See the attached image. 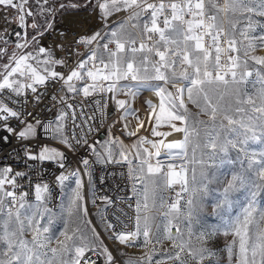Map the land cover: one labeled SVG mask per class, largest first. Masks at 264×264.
Wrapping results in <instances>:
<instances>
[{
  "label": "snow or ice",
  "instance_id": "snow-or-ice-1",
  "mask_svg": "<svg viewBox=\"0 0 264 264\" xmlns=\"http://www.w3.org/2000/svg\"><path fill=\"white\" fill-rule=\"evenodd\" d=\"M89 7L107 30L75 41L88 54L65 74L57 69L67 68V61L44 47L41 38L53 29L57 10ZM8 10L15 12L8 23L18 20L23 32L12 33L16 41L0 35V141L6 142L12 133L19 140L34 139L39 129L68 152L79 149L86 155L80 167L68 170V156L60 148L45 145L35 154L25 149L26 159L49 161L65 170L56 177L61 191L68 189L58 210L48 207L47 184L33 186L38 203L29 204L27 192H17L22 187L18 178L27 174L0 167V264H119L88 217L84 188L87 183L90 203L96 206L93 165L122 162L131 182V195L122 201L134 214L128 217L131 230L127 223L121 221L118 227L101 214L103 230L118 246L145 250L128 257L118 247L120 256L128 257L123 264H204L216 256L207 243L218 234L231 237L225 247L228 264H264V208L256 202L264 193V56L255 55L264 49V0H0V11ZM121 12L127 19L109 26ZM28 29L33 30L30 35ZM68 55L80 53L69 45ZM250 82L252 92L247 89ZM57 85L50 94L48 89ZM141 91L159 97L158 105L147 102L151 136L159 139L137 135L145 121L131 105ZM94 94L107 97L93 102L99 118L95 112L89 115L83 103L67 102ZM49 95L63 105L53 119L41 120L39 113L24 111L29 102L39 104ZM119 95L130 99H117ZM108 99L122 110L123 134L136 137L131 144L110 129L105 139L89 141L90 134H99ZM188 104L198 111L193 113ZM130 116L137 119L134 128ZM11 119L24 128L17 131ZM162 126L170 130L161 131ZM175 133L182 139L166 142ZM250 142L260 143L261 149L257 152ZM162 150L178 162L165 164ZM237 162L239 169L221 171L225 164ZM70 179L74 187L66 184ZM173 185L180 191L167 203L161 192ZM242 189L249 192L246 206L239 215L224 219L233 194ZM99 199L106 206L113 203L107 196ZM160 213L164 220L158 225ZM206 216L219 217L223 227L206 226ZM57 220L64 225L58 235L52 231ZM165 242L171 247L163 249Z\"/></svg>",
  "mask_w": 264,
  "mask_h": 264
},
{
  "label": "built area",
  "instance_id": "built-area-1",
  "mask_svg": "<svg viewBox=\"0 0 264 264\" xmlns=\"http://www.w3.org/2000/svg\"><path fill=\"white\" fill-rule=\"evenodd\" d=\"M4 13L6 16V23L9 24L8 27H4L0 30V34L2 33H8L13 25L16 24V22L8 23V20H12L13 17H15V12L12 10H8L7 12L0 11ZM7 29L6 32L3 30ZM91 35L88 32H71L68 35V40L63 42L61 45L63 46V50L60 48L57 49V57L61 59H65L67 61L68 67L67 68H58V71H63L65 74L68 73L69 69L75 68L76 64L75 61L80 59L82 56H87L88 50L80 45H76L75 41L80 36H86ZM69 45H73L76 49H78L80 56H69ZM110 47H114V45H110ZM127 83V82H122ZM59 88V85L56 86V88H50L48 89V92L51 94L52 92L56 91V89ZM41 91H44V89H41ZM174 91V89H173ZM139 96V95H138ZM156 96V95H155ZM157 97V96H156ZM98 98L104 99L107 97H98L97 95H91L87 97L86 99L80 95L75 98V100H68V103H73L75 105H80L81 103L84 104L86 112L91 115L94 112L96 113L97 118L100 116V112L97 111L94 107L93 102L97 100ZM117 99H125L128 100L129 97L119 95L116 97ZM159 99V97H157ZM54 105V106H53ZM45 106L51 107V111H48ZM139 106L143 107V103H138L137 106H133L132 108L137 110V113H142ZM63 105L56 103L55 101H52L49 96H45L43 101L39 104H36L34 102H29L26 106L24 111L25 112H31L33 116H35L37 113H39V119L41 120H49L53 119L54 115L58 113ZM103 111V125L100 127L99 134H90L89 135V141L92 142L95 139L103 140L105 139V132L107 130H111V133L115 137H119L122 140H135L136 137H132L131 139H128L124 134L122 130V123L123 120L122 117V110H117V106L115 104L114 99H108V104ZM26 120L31 123H35L33 121L32 116H25ZM131 118V116L129 117ZM128 118V123H129ZM115 121H120L119 123H115L113 126V123ZM11 125H14L17 127V131L22 130L24 128V125L19 124V122L15 119H11L9 121ZM79 131V129H77ZM0 135H4L3 132H0ZM138 136H143V133H141ZM50 146V147H57L61 150H64L66 155L68 156V160L66 162V167L68 170H72L75 168L80 167L79 160L82 158V156L86 155L85 152L81 150H77L75 153L68 152L62 145L58 143H53L51 140L47 138V135L43 133L42 130H37V134L34 139H28V140H19L16 136V133H12L10 135V138L5 141H0V167L4 166H11L14 172H20V173H26V178L20 179L18 178V184L22 185L21 188L17 189V192L24 191L27 192L26 201L29 204H36L38 203L35 200L34 195V185L37 183L40 184H47L49 186V190L51 192V201L48 204L49 208H52L53 210H58L59 206L61 204V201L64 199L65 191H61L60 186L58 185L56 181V177L62 172L65 171L64 169L58 168L54 163L49 161H32L26 159L25 156V149L27 148L31 153L35 154L37 153L42 146ZM90 159H94V157H89ZM167 164L168 162H164ZM87 178H85L86 180ZM93 187L96 190V196H97V203L96 206H93L90 203V193L87 183H85L84 192L86 195V198L89 199L88 207L97 215L98 221L103 226V223L101 221V214L107 219L114 223H117V226H120V222L127 223L129 225V229L131 230L132 226V220L128 219V217H132L133 211L129 207L128 203L122 202L127 197L131 195L130 193V186L131 182L128 178V167L123 164H112L108 165L107 167L99 164L93 165ZM68 186L74 185L73 180L70 179L66 182ZM139 187V186H138ZM179 192L177 188L170 187L166 188L165 190V201L167 203L172 202L176 198V193ZM101 196H107L111 199L113 202L110 205L105 204V202L101 201L99 197ZM124 213H127V217L124 215ZM117 217L119 218V221H117ZM175 230L173 229V232ZM103 233V232H102ZM102 237L105 238V243L112 249L113 255L116 256L117 260L119 262L122 261V258L120 257L119 252H117L118 245L114 244L111 240H108L107 233L101 234Z\"/></svg>",
  "mask_w": 264,
  "mask_h": 264
},
{
  "label": "rangeland",
  "instance_id": "rangeland-1",
  "mask_svg": "<svg viewBox=\"0 0 264 264\" xmlns=\"http://www.w3.org/2000/svg\"><path fill=\"white\" fill-rule=\"evenodd\" d=\"M85 13H87L88 17H90L88 19V21L83 22V23H80V22L79 23H76L79 20V18L81 19V16L80 15H84ZM96 13L97 12L96 11H93L91 9V7H89V8H82L78 12L65 11V12L61 13L59 10H57V12L55 14V18L53 20V29L50 30V31H48L45 34V36L43 38H41V44L44 47H46V48H51L54 51V53H55V55L57 57V49L60 48V46H61V44L63 42H65V37L63 36V34L64 33L65 34L70 33L76 27H79V24H81L82 26H84L83 28L86 29L85 32H88L90 34L96 32V31H101V32L106 31L107 29L105 28V22L102 20L103 23H98L97 19L96 18L94 19V14H96ZM72 16H76L75 17L76 18L75 21H73L71 23L70 22L68 23L67 22L68 21L67 20V17L68 18L69 17L71 18ZM0 19L1 20L3 19V21H5V19H6V16L2 12H0ZM1 20H0V22H2ZM29 20H30V18H29ZM122 20H125V19H122ZM15 22L17 23L18 20L15 21ZM114 23H110V20L108 21L109 26H111ZM88 26L90 28L91 27L93 28V30L91 29L92 32L87 31V27ZM226 27H227V25H226ZM60 30H62V32L61 33H58L57 38L54 39V42L55 43L53 42L51 45L48 44V43H46L47 42V40H46V37L47 36H51V35L53 36L54 33H57ZM129 30L130 31H133V32L136 31L135 29H131L130 26H129ZM27 31H28V33L30 35L33 30L28 29ZM256 32L257 33H261L262 30L259 27H257L256 28ZM59 35H60L61 38L59 37ZM12 47H13V44L10 43L9 44V51L12 50ZM255 55L264 56V49H258L256 51ZM223 62H224V60L222 59V63ZM251 79L252 78H250V81H251ZM256 87H259V85H257ZM247 89H248L249 92L254 91L251 82L248 84ZM155 98H157V97L155 96L153 99H155ZM186 103H187V101H186ZM188 107L190 108V110L193 113H196L198 111L191 104H188ZM139 118H141V116ZM199 118L201 120L208 121V117L207 116L201 115ZM160 130L161 131H169L170 129H168L166 126H162ZM139 133L140 134L141 133H143V134L146 133L145 132V129H143ZM156 139H159V138H156ZM130 143H132V140H130ZM250 147L253 148V149H255V150H257V152L261 149L260 143H252V142H250ZM231 156H232L233 159H235L236 153L234 151L231 152ZM177 162H178V160H175L174 162H168V163H177ZM134 163H136V162L134 161ZM193 166L194 165H188L189 168H191ZM237 169H239V163L238 162L235 163V164H231V165L225 164L224 167L221 169V171L222 172H225V173H228V172H231V171H234V170H237ZM69 187H74V185L69 186ZM172 187H175V188L178 189V191H180L179 185H173ZM213 187H215V185H213ZM67 190L68 189H66L65 194H66ZM165 190L166 189H163L162 192H161V194H162V196L164 198H165ZM248 196H249V192L246 189H242L239 192L234 193L233 194V197H232V199H233L232 208L229 209L228 212L225 214L224 219H228L229 217H235V216L239 215L242 212L243 207L246 206ZM63 200H65V195H64V199ZM183 202L184 201L181 200V204H183ZM256 202H257V207L258 208H264V193H260L257 196V201ZM89 210H91V211H89ZM88 211H89L88 212V217L92 221V224L94 226H96V230L98 232L101 231L100 233L103 234L104 233V230H103L102 225L98 221V218H97L96 213L94 212V210L90 209L89 207H88ZM211 211H212V209H211V207H209L208 208V212L210 213ZM163 220H164V217H163L162 213H160L158 215V217H157L156 223L158 225H160L161 224V221H163ZM203 223L206 226H212V227H217V228H222L223 227V221L219 217H216V216H206L204 218V220H203ZM63 227H64L63 222L61 220H57L55 222V225H54L52 231H53V233H55V234L58 235L59 232L63 230ZM229 240H231V237L230 236L229 237H225L222 234H218L211 241H209L207 243V246L210 249H212L213 252L216 253V256L212 257L211 260H205L204 264H213V262H214V264H228V261H227V253L225 251V247H226V244H227V242ZM193 243H196L195 240H193ZM118 247H120L121 251L127 252L128 257H138V256H141V255H143V252L145 251L144 249H137V248H135V249H125L122 246H118ZM170 247H171V245L168 242H165V244L163 245V249H168ZM128 257H121L122 258V261L119 264H123L124 260L127 259ZM168 264H173V262L169 261ZM190 264H191V262H190Z\"/></svg>",
  "mask_w": 264,
  "mask_h": 264
},
{
  "label": "bare ground",
  "instance_id": "bare-ground-1",
  "mask_svg": "<svg viewBox=\"0 0 264 264\" xmlns=\"http://www.w3.org/2000/svg\"><path fill=\"white\" fill-rule=\"evenodd\" d=\"M89 13V12H88ZM97 14V15H96ZM96 14H94V19L96 18L97 19V21H98V23H103V21H102V19H100V17H99V14H98V12L96 13ZM86 15V16H85ZM69 16V15H68ZM81 16V19L79 18V20L76 22V23H83V22H86V21H88V19L90 18V17H88V15H87V13H85L84 15H80ZM76 16H72L71 18L69 17H67V22L69 23H71V22H73V21H75V18ZM122 19H127V14L126 13H124V12H121V13H119L117 16H113L111 19H110V23H114V22H116V21H118V20H122ZM1 20V19H0ZM6 20L7 19H5V21H3V19L1 20L2 22H0V30L2 29V28H4V27H8V25L9 24H7L6 23ZM14 26V25H13ZM84 26H82L81 24H79V27H76L74 30H72L71 32H85V28H83ZM13 28V27H12ZM62 29V28H61ZM93 30V28L91 27H87V31H89V32H92V30ZM12 30V29H11ZM10 30V31H11ZM67 30V29H66ZM62 32V30H60L59 32H57V33H54V35L52 36H47L46 37V40H47V42L46 43H48V44H52L53 42H54V39L55 38H57V35H58V33H61ZM70 32V33H71ZM5 34H7V33H5ZM61 35V34H60ZM60 35H59V37H60ZM68 35H69V33H67V34H63V36L65 37V41L66 40H68ZM62 36V35H61ZM61 38V37H60ZM56 41V40H55ZM55 43V42H54ZM48 46V45H47ZM139 95V96H138ZM137 95V97L135 98V100H134V102L132 103V105H131V107H133V106H137L138 105V103L140 104V103H143V107L142 106H139L138 108L140 109V111L142 112L141 114L138 112L137 113V116L138 117H140L141 116V119H143L144 121H145V127L144 128H142V129H140L138 132H137V135H140V133L139 132H141L143 129H145V132L146 133H144L143 135H145V137H149L150 139H156V137H153V136H151V127H150V125L148 124V119H147V117H148V110H149V108H148V101H151L152 102V104H154V105H158L159 104V99L158 98H155V99H153L154 97H155V94L154 93H152V92H148V91H141L139 94ZM130 99V98H129ZM136 124H137V119L135 118V117H132L131 116V118H129V126H130V128H134L135 126H136ZM148 136H147V135ZM182 139V134H180V133H175V134H173L172 136H169V137H167V140H166V142H168V141H175V140H181ZM124 143L125 144H131L130 143V140H125L124 141ZM161 160H163L164 162H174L175 160H172V159H170V158H166V154H165V152L162 150V152H161ZM177 160H179V158H177ZM89 211H91V210H89ZM88 211V212H89ZM91 214V213H90ZM101 232V231H100ZM131 249H135V248H131ZM120 263V262H119Z\"/></svg>",
  "mask_w": 264,
  "mask_h": 264
},
{
  "label": "water",
  "instance_id": "water-1",
  "mask_svg": "<svg viewBox=\"0 0 264 264\" xmlns=\"http://www.w3.org/2000/svg\"><path fill=\"white\" fill-rule=\"evenodd\" d=\"M14 31H21V32H23V30H21V29L18 28V22L13 26L12 30L9 31L7 34L2 33L0 35L9 36L11 38V41H16L18 39V37H16L15 35H12V33Z\"/></svg>",
  "mask_w": 264,
  "mask_h": 264
}]
</instances>
